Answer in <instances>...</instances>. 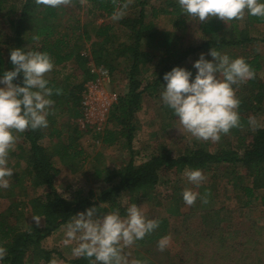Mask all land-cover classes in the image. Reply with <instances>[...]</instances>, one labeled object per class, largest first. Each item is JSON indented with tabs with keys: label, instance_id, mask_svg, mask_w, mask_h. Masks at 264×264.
Wrapping results in <instances>:
<instances>
[{
	"label": "trees",
	"instance_id": "1",
	"mask_svg": "<svg viewBox=\"0 0 264 264\" xmlns=\"http://www.w3.org/2000/svg\"><path fill=\"white\" fill-rule=\"evenodd\" d=\"M83 1L90 7L91 16L101 19L103 24L96 26L92 32L74 24L67 26L66 30L70 33L65 34L59 32L58 8L37 5L35 0H22L20 7L15 9L10 0H0V15L6 12L11 30L10 37L5 36V41L0 44V74L12 69L9 60L11 48H24L33 44L30 49L47 52L54 62L52 77L48 79L49 86L54 89L51 114H54L53 117L66 114L71 120L64 127L69 129L65 134L64 128L57 130L51 115L47 117V128L15 134L18 141L16 149L19 151V156H16L24 159L26 167L19 175L16 174L14 180L27 182L34 190L42 188L44 194L22 204L20 201L11 200L7 207L0 211V246L7 249V255L0 264H31L42 255L41 260L51 263L53 252L43 248L44 240L67 225L72 215L89 207L106 202L110 210L120 209L118 197L121 194H126L128 202L133 204L139 198H150L162 193L163 197L176 204L169 186L172 181H178L186 169H200L204 174L213 166L239 164L251 180V187L244 189L247 197L254 198L256 191L264 190V127H247L248 114L257 113L264 101V81L256 75L260 70L259 56L253 55L244 57L255 75L241 88L243 94L242 98L239 97L238 109L240 126L230 131L231 135L237 138L236 149L223 143L214 147L195 144L174 157L165 146H161L158 152L138 166L129 160L127 164L111 172L95 167L93 173L96 178L109 185L97 197L88 193L86 196L68 200L59 195L55 187L59 173L56 162L68 166L75 160L84 162L87 159L78 144L82 132L79 131L77 120L81 117L85 84L95 77L89 64L95 69L105 71L110 77L115 73H123L126 77L123 91L118 93L109 110L107 120L112 128L97 132L95 139L103 147L114 146L122 139L129 148L135 136V119L141 109L143 96L147 94L156 97L155 93L166 83L163 80L164 73L175 66L181 67L192 55L208 54L211 48L219 52L234 48L244 49L246 44L253 41L248 36L247 28L251 25H264V18L246 15L244 28L240 31L233 29L234 34L227 37L224 35L222 23L212 18L200 23L199 43L196 46L183 47L181 37L176 35V31H182L187 20L181 16L176 2H167L163 8H154L152 20H149L145 7L152 0H131L129 15L125 13L121 19L116 20L121 29L120 36L114 32L112 26L105 24V21L113 19L114 14L127 4V0ZM169 7L172 8L171 12H167ZM163 14L169 16L170 30L156 29L153 19ZM87 43L88 53L84 55L81 50ZM151 45L153 51L159 53V62L150 80L145 83L144 72L153 60L147 51ZM69 62L76 66L79 74L61 72ZM20 80L18 77L15 82L19 83ZM55 89L60 90L59 95L55 94ZM237 95L239 96V93ZM160 109L167 120L176 118L163 103ZM244 127H247L245 131L240 132ZM48 129L50 132L46 134ZM45 137L50 139L47 146L42 144ZM162 187L166 191L160 192ZM1 191L0 189V197ZM195 192L199 193L197 203L202 201L201 197H206L207 202L210 201L211 190L207 185L197 186ZM24 208L28 209L33 219L35 218L36 223L32 227L25 225ZM169 213L180 215L177 207ZM159 235L153 231V237H148L145 242H157ZM68 263L89 264V260L79 257Z\"/></svg>",
	"mask_w": 264,
	"mask_h": 264
},
{
	"label": "rangeland",
	"instance_id": "2",
	"mask_svg": "<svg viewBox=\"0 0 264 264\" xmlns=\"http://www.w3.org/2000/svg\"><path fill=\"white\" fill-rule=\"evenodd\" d=\"M21 2L22 0H10L15 9L20 7ZM167 2H176V0L150 1L145 7L147 18L152 20V10L163 8ZM131 3L127 0L125 10L127 15L130 13ZM58 10L60 15L59 32L61 33L69 34V30L66 28L74 24L89 32H92L96 26L103 24L101 19H94L91 16L90 7L83 0H69L67 5L59 7ZM171 10L172 8H167V12H171ZM133 13L132 10L131 14ZM6 16V12L0 15V44L5 41V36L10 37L11 35ZM181 16L187 20L186 26L182 31H176V35L181 37L180 42L183 47L196 46L201 39L199 36L201 22L186 17L184 14ZM213 18V20L222 23L224 35L229 37L234 34L233 29L240 31L244 28L246 15L243 19H234L228 23ZM153 21L158 30L167 31L171 29L168 15L163 14ZM105 24L112 26L114 32L121 36V29L116 20H107ZM247 33L253 41L246 44L244 49H227L221 53H226L233 59L258 55L260 70L256 75L264 81V25H251L247 28ZM32 46L33 44H29L24 48L30 49ZM88 47V43L83 46L82 54L88 53L86 51ZM147 51L153 60L148 65L147 71L144 72L145 83L150 80L159 62V53L153 51L152 45ZM200 54L188 57L181 65V67L190 70L193 77L196 69L192 65ZM205 58L212 59L208 54H205ZM89 66L95 77L85 84L86 91L83 93L81 117L77 120L79 131L82 132L78 144L83 149L87 159L84 162L75 160L68 166L56 162L59 173L55 187L62 198L70 200L73 197L86 196L88 193H92L95 197L99 196L109 185L96 178V174L93 173L95 167L105 168L111 172L115 168L127 164L129 160L138 166L158 152L161 146H165L174 157L182 154L186 149L192 148L195 144H206L208 147L209 145L214 147L223 143L233 149L237 148V138L230 132L222 135L218 142L197 141L182 129L177 118L167 120L160 109L162 105L160 92L162 89H158L154 98L147 94L143 96L141 109L136 114L135 136L129 148L125 146L122 139L114 146L103 147L95 139V134L105 128H112L107 120L109 110L118 93L123 91L126 77L123 73H115L113 77H110L105 71L95 69L91 64ZM61 72L79 74L72 62L67 63L66 68ZM51 77L52 71L46 74L47 79ZM247 81L234 86L238 98H242L241 88L246 86ZM50 115L52 120L56 122L57 130H61L71 121L66 114L60 117H53V113ZM250 120H253L254 123H250ZM249 126L264 127V101L257 113L250 112L248 114L247 127ZM247 127L242 128L240 132L245 131ZM67 130L69 129L64 128V134ZM45 132L48 134L50 130ZM17 142L12 151L13 154L11 155V152L9 157V167L13 169L14 173L9 180L10 187L1 189L0 211L5 209L11 200L20 201L22 204V202L35 196L44 194L42 188L34 190L27 182L14 180L16 174L19 175L26 167L24 159L18 157ZM42 144L49 145V137H45ZM184 172L178 181H172L169 186L176 204H172L168 198L163 197L162 193L150 198L136 200L135 203L142 208L148 219L160 221L159 227L154 230L155 234H161L158 236L157 242L164 236H168L170 239L168 246L162 252L158 250L157 242H145L146 239H149L148 237H153V232L146 235L142 240L124 247L123 255L126 257L127 264H135L138 260L145 262V264H264V190H258L255 192L254 198H248L244 189L251 187V180L247 178L241 165L220 164L209 168L203 174L205 179L199 184L207 185L211 190L210 201L207 203L202 201L197 203L196 201L192 206H188L182 199V192L185 189L195 191L197 185L191 184ZM164 191L166 190H163L162 187L160 192ZM127 199L126 194H121L118 197L120 203L118 210L121 217L126 214L127 207L132 204ZM95 207H97L100 215L115 211L110 210V206L106 202L99 203ZM176 207L180 214L178 216L169 213ZM23 210L25 225L28 228L34 226L36 222L31 213L26 208ZM66 226L61 227L42 242L44 249L53 252L51 262L55 261V264H69L68 262L79 258L72 254V248L76 246L77 241L65 243ZM41 258L43 255L34 259L31 264H51L44 262Z\"/></svg>",
	"mask_w": 264,
	"mask_h": 264
},
{
	"label": "clouds",
	"instance_id": "3",
	"mask_svg": "<svg viewBox=\"0 0 264 264\" xmlns=\"http://www.w3.org/2000/svg\"><path fill=\"white\" fill-rule=\"evenodd\" d=\"M35 3L59 8L69 0H35ZM176 3L182 14L199 22L215 17L228 23L243 19L245 15L264 18V0H176ZM126 7L127 4L123 5L113 19H121ZM208 56L212 59H206L201 53L194 61V77L190 70L180 66L164 73L166 83L160 98L191 137L197 141L218 142L222 135L240 126V100L234 86L254 78L255 74L242 57L233 59L212 48ZM9 60L12 69L0 74V189L9 188V180L13 177L9 157L16 143L15 134L47 128V117L54 104L51 98L54 89L46 78L54 62L47 52L14 47L10 49ZM18 77L21 80L16 83ZM59 92L55 89L56 95ZM184 175L197 186L205 179L200 169H186ZM198 196L199 193L191 189L182 192V199L188 206H192ZM201 200L207 203L206 197ZM159 224V220L148 219L136 203L127 207L123 217L118 209L100 215L93 206L72 215L66 226L65 243L77 241L72 254L88 259L89 264H127L123 248L142 240ZM169 239L161 237L157 242L159 251L166 249ZM6 255L7 249L0 246V262ZM135 264L145 262L138 260Z\"/></svg>",
	"mask_w": 264,
	"mask_h": 264
}]
</instances>
